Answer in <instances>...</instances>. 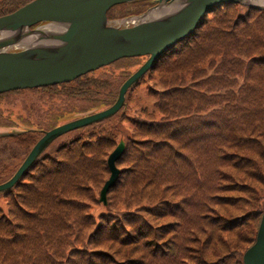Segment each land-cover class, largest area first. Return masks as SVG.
I'll return each mask as SVG.
<instances>
[{
	"label": "trees",
	"instance_id": "obj_1",
	"mask_svg": "<svg viewBox=\"0 0 264 264\" xmlns=\"http://www.w3.org/2000/svg\"><path fill=\"white\" fill-rule=\"evenodd\" d=\"M27 1L0 0V15ZM124 4L136 12L155 0L114 6ZM98 69L36 88L82 107L0 138L28 151L41 128L111 105L130 72ZM144 75L151 105L128 115L129 87L113 116L54 139L0 191V264H243L264 208V9L212 6ZM120 139L103 203L106 158ZM19 165L5 175L4 165L0 183Z\"/></svg>",
	"mask_w": 264,
	"mask_h": 264
},
{
	"label": "water",
	"instance_id": "obj_2",
	"mask_svg": "<svg viewBox=\"0 0 264 264\" xmlns=\"http://www.w3.org/2000/svg\"><path fill=\"white\" fill-rule=\"evenodd\" d=\"M134 1L29 0L0 15V93L69 82L117 59L146 56L124 79L111 105L43 130L11 177L0 183V191L17 182L53 139L113 116L125 104L128 88L139 82L163 52L192 33L212 6L233 2L264 9V0H155L146 11L130 16L136 21L132 25L109 23L107 11L113 5ZM159 10L147 18L148 13ZM37 23L39 26L33 27ZM45 23L51 26L44 28ZM16 44L19 51L5 49ZM13 133L6 131L0 136ZM123 147L120 139L106 158L109 176L98 195L103 203L119 175L116 160ZM255 235L242 255L243 264H264V208Z\"/></svg>",
	"mask_w": 264,
	"mask_h": 264
},
{
	"label": "rangeland",
	"instance_id": "obj_3",
	"mask_svg": "<svg viewBox=\"0 0 264 264\" xmlns=\"http://www.w3.org/2000/svg\"><path fill=\"white\" fill-rule=\"evenodd\" d=\"M133 8L134 5L132 4L113 6V8L109 10L108 18L111 20H113V18H124L125 16L139 14L147 9L133 12ZM49 26L51 25L45 23L44 28H49ZM145 59V57H140L138 59L130 60L127 63H116L115 65L107 66L104 69L115 75L119 73L124 74L126 71L132 73L137 69V65L142 63ZM132 63L139 64L132 65ZM104 69H98L94 74L98 75L101 71H104ZM139 79V83L134 86L127 98V103L129 104V107L127 108L128 115H133V110L140 107V105H151L152 103V99H150L146 91L150 85L151 78L147 79V75H144ZM82 104L85 103H81L79 100L67 96L63 91L53 93L46 90L24 88L17 91L14 90L13 92L3 93L2 95L0 94V133L18 130L15 126H20V129L25 130L26 123L35 127V129H38L45 125L49 116L55 118V113L50 115L51 110H55L56 112H60L62 109L67 110L68 108L77 110L82 107ZM57 117H59V115H57ZM2 124H6L7 126H2ZM12 125H14V127ZM25 152L28 153L27 147L22 148L21 146H18L15 141H12L8 137L0 138V169L4 165H7L4 175L9 172L16 162L20 163L23 160L27 155ZM2 201H4V199L0 200V202Z\"/></svg>",
	"mask_w": 264,
	"mask_h": 264
},
{
	"label": "flooded vegetation",
	"instance_id": "obj_4",
	"mask_svg": "<svg viewBox=\"0 0 264 264\" xmlns=\"http://www.w3.org/2000/svg\"><path fill=\"white\" fill-rule=\"evenodd\" d=\"M43 87H45V86H43ZM37 88V87H36ZM36 88H31V89H36ZM13 90H20V89H13ZM7 92H12V91H5V92H2V93H0L1 95L3 94V93H7ZM3 125H5V126H7L6 124H2V126ZM17 125H18V123H17ZM19 125H22V124H19ZM24 125V124H23ZM12 126H14V125H12ZM19 128H20V126H18ZM42 134V133H41Z\"/></svg>",
	"mask_w": 264,
	"mask_h": 264
},
{
	"label": "bare ground",
	"instance_id": "obj_5",
	"mask_svg": "<svg viewBox=\"0 0 264 264\" xmlns=\"http://www.w3.org/2000/svg\"><path fill=\"white\" fill-rule=\"evenodd\" d=\"M159 12H160V10H159V11H151L150 13H148L147 18H148V17H151V16H153V15H156V14H158Z\"/></svg>",
	"mask_w": 264,
	"mask_h": 264
}]
</instances>
